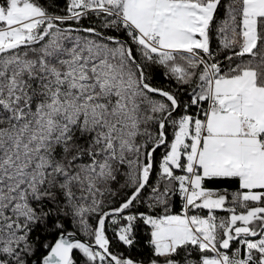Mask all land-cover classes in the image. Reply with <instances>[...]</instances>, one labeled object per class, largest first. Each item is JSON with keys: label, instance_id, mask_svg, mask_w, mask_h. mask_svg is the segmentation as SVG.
<instances>
[{"label": "snow or ice", "instance_id": "1", "mask_svg": "<svg viewBox=\"0 0 264 264\" xmlns=\"http://www.w3.org/2000/svg\"><path fill=\"white\" fill-rule=\"evenodd\" d=\"M0 264H264V0H0Z\"/></svg>", "mask_w": 264, "mask_h": 264}]
</instances>
